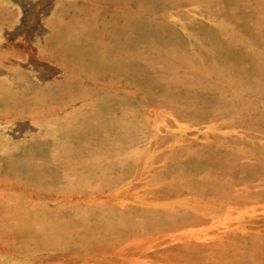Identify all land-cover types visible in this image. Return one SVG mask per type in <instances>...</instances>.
Masks as SVG:
<instances>
[{
  "label": "rangeland",
  "instance_id": "obj_1",
  "mask_svg": "<svg viewBox=\"0 0 264 264\" xmlns=\"http://www.w3.org/2000/svg\"><path fill=\"white\" fill-rule=\"evenodd\" d=\"M263 24L264 0H0V264H264ZM245 83L234 126L189 118Z\"/></svg>",
  "mask_w": 264,
  "mask_h": 264
},
{
  "label": "bare ground",
  "instance_id": "obj_2",
  "mask_svg": "<svg viewBox=\"0 0 264 264\" xmlns=\"http://www.w3.org/2000/svg\"><path fill=\"white\" fill-rule=\"evenodd\" d=\"M262 31H264V24L262 25ZM97 65V64H96ZM100 66H102L103 64H99ZM99 66V67H100ZM99 67H98V69H99ZM109 67V66H108ZM107 67V68H108ZM94 68V67H93ZM104 68V67H103ZM112 68H114V67H112ZM91 69V68H90ZM105 69V68H104ZM100 70H103V69H100ZM99 70V72H101ZM104 71V70H103ZM102 71V72H103ZM105 71H106V69H105ZM98 72V71H97ZM96 72V73H97ZM222 72V71H221ZM112 73V72H111ZM108 74V73H107ZM220 74V73H219ZM223 74V73H222ZM224 75V74H223ZM99 76V75H98ZM112 76V75H111ZM226 76V75H225ZM218 78V77H217ZM223 78V77H222ZM229 79H230V77H229ZM92 80V79H91ZM226 81H228L227 79H226ZM231 82H232V80H231ZM250 82H251V80H250ZM227 83H229V82H227ZM231 84V83H230ZM248 83H245V84H243V85H240L241 86V88H242V91H237L236 93V96H235V98L239 95L240 97H242L241 99H239V97H238V100H236L235 102H231V103H228L227 104V106H225L224 105V108H222V106H220V104L219 105H217L216 103H218V97L217 96H219V94H218V92L216 93L215 91V93L211 96V91H203V92H205L208 96H209V98L206 100V99H204V98H202L203 96H202V92L200 93V96H199V101H198V105H195L196 106V108H194V109H196L195 110V112L197 111V115H196V113L194 114L193 112V116L192 117H189V118H193L194 120V122L195 123H207V125H205L206 127L205 128H212L213 130H215L216 131V126H221V127H225L226 126V124L227 125H229V126H234V124L233 123H235V121H236V117H235V115L238 113V111H240V110H242V109H244V107H246L245 106V104H244V100H242L243 99V96H244V93L247 91V89H249L250 87H249V84L247 85ZM227 85V84H226ZM245 86V87H244ZM249 87V88H248ZM202 89V88H201ZM205 89V88H204ZM245 90V91H244ZM199 91V90H198ZM198 93V92H197ZM251 93V92H250ZM253 93V92H252ZM190 94V93H189ZM199 94V93H198ZM246 94V93H245ZM247 94H248V92H247ZM247 94H246V96H247ZM256 95V94H255ZM211 96V97H210ZM215 97V98H214ZM245 97V96H244ZM206 98V97H205ZM232 98V97H231ZM234 98V99H235ZM189 100V99H188ZM224 102V101H223ZM191 103V102H190ZM194 103V102H193ZM190 105V104H189ZM192 106H193V104H192ZM194 107V106H193ZM187 109H188V107H187ZM189 109H191L190 108V106H189ZM192 110V109H191ZM190 110V111H191ZM148 111V110H147ZM160 111V110H159ZM160 112H162V111H160ZM186 112H189L188 110L186 111ZM191 116V115H190ZM157 117H160L159 116V114H157L156 113V118ZM185 117V116H184ZM188 117V116H187ZM186 118V117H185ZM227 118H231V120L233 119V118H236L234 121H231V123L229 124V122H228V120H227ZM240 118V117H239ZM191 120V119H190ZM204 120H206L207 122H204ZM96 121V120H95ZM193 121H191V122H193ZM87 122V121H86ZM89 123V122H88ZM82 124V123H81ZM86 124V123H85ZM90 124V126L87 124V128H88V126L90 127V128H92L93 130H94V132H95V135H96V137L98 136V137H101V135H100V125H99V121L97 122H93V123H89ZM191 124V123H190ZM84 127V125H80V127ZM86 126V125H85ZM84 128H86V127H84ZM86 128V129H87ZM89 128V131L91 132V129ZM218 129V128H217ZM81 131H82V128H81ZM212 131V130H211ZM89 132V133H90ZM79 133H80V131H79ZM82 133V132H81ZM74 134H75V132H74ZM86 134V131L85 130H83V135L82 136H84ZM75 136V135H74ZM73 137V136H72ZM84 138H85V136H84ZM93 138V137H92ZM72 139H75V138H72ZM91 139V138H90ZM95 139H97V138H95L94 137V140ZM87 140H89L88 138H87ZM74 141V140H73ZM74 143V142H73ZM86 143V142H85ZM78 144V143H77ZM79 145V144H78ZM85 146V145H84ZM86 147V146H85ZM91 147V146H90ZM93 147V146H92ZM98 147V146H97ZM84 148V147H83ZM90 149H94V148H90ZM89 149V150H90ZM78 150V149H77ZM97 149L95 148V151H96ZM88 151V150H87ZM92 151V150H91ZM90 151V152H91ZM89 152V151H88ZM93 152V151H92ZM99 152V151H98ZM101 152V151H100ZM94 153V152H93ZM100 154H102V153H100ZM85 155V154H84ZM93 155V154H92ZM98 156V155H97ZM100 156V155H99ZM98 156V157H99ZM102 156V155H101ZM91 157V156H90ZM88 158V157H87ZM92 158V157H91ZM93 159V158H92ZM94 160V159H93ZM199 164H200V159H199V157L195 160V161H191V163H190V166H185L184 168H183V170L184 171H186L187 169L186 168H190V167H192V168H197L198 166H199ZM186 165V164H185ZM189 165V164H188ZM204 167L205 168H214L215 167V161H214V158L211 156V157H209L208 159H207V164L206 165H204ZM182 168H181V170H182ZM202 168H199L197 171H200ZM197 171H195V172H197ZM253 171V170H252ZM85 172V171H84ZM261 173V172H260ZM86 174L87 173H84V175L86 176ZM83 176V175H82ZM259 177H260V174L258 175V177H256V175H255V178H257V179H259ZM84 178V177H83ZM81 180V179H80ZM82 183H84L83 181H82ZM262 183V182H261ZM264 184V183H263ZM261 186V185H260ZM264 186V185H263ZM264 191V190H263Z\"/></svg>",
  "mask_w": 264,
  "mask_h": 264
}]
</instances>
